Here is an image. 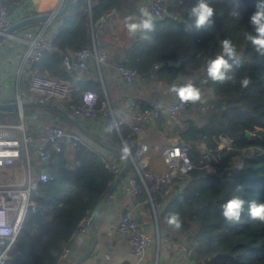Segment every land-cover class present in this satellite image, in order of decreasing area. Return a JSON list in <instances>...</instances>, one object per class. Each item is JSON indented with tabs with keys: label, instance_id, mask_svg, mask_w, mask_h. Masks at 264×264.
<instances>
[{
	"label": "trees",
	"instance_id": "1",
	"mask_svg": "<svg viewBox=\"0 0 264 264\" xmlns=\"http://www.w3.org/2000/svg\"><path fill=\"white\" fill-rule=\"evenodd\" d=\"M25 1L0 0V4L11 20L18 4ZM125 2L76 0L52 36L51 47L43 50L40 60L30 69L70 78L69 73L76 72L63 68L64 55L94 44L108 49L109 37L98 25L102 19L109 18L112 9L124 11ZM206 2L216 9L208 28L186 30L192 23L188 19L189 10L197 0H182L167 6L166 12L175 17L154 18L156 30L151 40L123 34L124 41L130 44L125 47L124 56L117 59V67L134 68L140 75L154 77L167 85L182 77L178 86L192 82L202 91L201 100L191 102L184 124L175 128L179 137L190 145L193 169L185 186L180 191L173 190L161 213V219L175 239L185 241L193 264H264V223L250 220L246 209L236 224L227 223L221 215V205L234 193L247 201L264 202V57L245 39V33L252 31L249 18L262 0ZM234 11L240 16H233ZM50 30L49 25L47 32ZM225 38L236 45L242 61L235 69V83L214 84L207 77L206 65L221 51L219 42ZM169 60L182 61L179 66H160ZM245 75L251 78V83L242 88L239 80ZM82 89H95L97 108L106 100L97 81H83ZM80 90L74 91L70 101L53 100L24 108L23 119L29 133L33 134L28 123L32 114L46 115L55 123L69 122L57 109L70 113L69 105L81 99ZM148 105L142 101L140 106ZM7 114L20 122L17 112H0V118ZM106 116L107 138L97 136L96 139L105 147L117 149L118 152H113L119 157H128V152L133 153L136 148L135 135L128 126L117 129L111 116ZM220 135L231 139V148L220 149ZM238 163H241L240 169L236 166ZM208 165L214 168L212 172L207 169ZM35 167L36 171L45 169L52 179L39 182L32 190L36 209L28 211L5 264H62L61 254L69 247L81 219L88 211L97 210L115 180L102 155L77 141L63 146L59 152L52 151L47 162L37 161ZM128 171H133L131 163ZM238 185L244 187L243 191L237 192ZM174 212L179 213L182 221L179 230L166 223L165 218Z\"/></svg>",
	"mask_w": 264,
	"mask_h": 264
},
{
	"label": "built area",
	"instance_id": "2",
	"mask_svg": "<svg viewBox=\"0 0 264 264\" xmlns=\"http://www.w3.org/2000/svg\"><path fill=\"white\" fill-rule=\"evenodd\" d=\"M181 2L182 0H148V9L157 19L165 15L168 5ZM115 13V9H112L109 15ZM11 22L5 7L0 4V30L10 25ZM47 26L45 25L37 32L28 29L22 36L14 34L12 37L27 44L26 49L18 54L19 73H23L25 70L31 72L28 90L18 89L16 94L20 102L48 104L55 100L62 103V101H70L69 99L72 97L73 87L68 81L58 76L41 74L37 70L30 69L33 63L40 60L43 50L51 47V39L54 34L47 33ZM92 56L95 57L98 65L107 59L106 51L94 44L93 50L91 47H84L71 53L67 52L62 60L63 68L67 72L83 73L88 68L89 59ZM117 72L120 78L128 84L146 79L136 69L123 65L117 67ZM2 91L1 89L0 93ZM98 102L97 93L89 89L83 91L80 101L71 103L69 109L73 115L80 119H90L97 113H106L109 108L107 99L102 102L100 108H97ZM190 105L191 102L181 101L175 93L173 100L168 104L154 99L148 106L130 113H117L114 110H109L115 127L119 129L122 126H128L136 137L134 152H128L134 173L119 183L121 192L127 197L144 190L149 201L156 207H160L162 211L173 190L180 191L185 186L186 178L193 169L189 143L178 136L174 142L164 146L161 150L165 169L162 171L151 169L148 162L150 147L144 139L143 123L148 119H158L165 111L176 128L184 124L186 111ZM219 138L220 149L231 148L232 141L229 137L220 135ZM76 141L100 153L105 165L115 177L118 176L122 170L121 166L107 153L99 150L91 136L80 130H65L54 122L39 134L33 135L26 131V125L21 116L20 122L16 124L0 121V175L22 170L24 176L22 181L14 179L12 182H5L4 178L0 177V264L6 263L28 211L36 209L32 190L39 182L52 179L45 169L33 171V156L39 163H45L49 160L52 151L59 152L63 146H68L71 142ZM30 145H33V152H31ZM236 166L240 169L241 163ZM95 213L96 210L88 211L73 232L74 237L82 235L90 229ZM118 228L128 235L130 254L135 264L142 261L155 242L158 243L159 234L156 235L141 227L131 204L125 205L121 211ZM165 240L171 241L168 237ZM68 254L69 247H66L61 258H66ZM105 257L109 259L110 255L106 253Z\"/></svg>",
	"mask_w": 264,
	"mask_h": 264
},
{
	"label": "crops",
	"instance_id": "3",
	"mask_svg": "<svg viewBox=\"0 0 264 264\" xmlns=\"http://www.w3.org/2000/svg\"><path fill=\"white\" fill-rule=\"evenodd\" d=\"M35 1L37 2L38 7L42 6L43 9L40 11L47 12L55 9L59 0H53L50 2H47L46 0ZM41 1L45 2L40 4ZM27 4L28 0H26L23 4H18L13 17L10 16L11 21H15L26 15L25 7H27ZM126 5L127 0L125 2V8L123 9L124 11L119 12L123 18L127 17L125 13V9L127 7ZM31 13H33V11H31ZM116 15L117 12L110 15L106 20L102 19L101 23L98 25L104 34L107 37H110L106 39V41L109 43L108 49L105 48L107 53L106 61L98 65L95 57L92 56L89 59V65L86 71L83 73L76 72L77 74L69 73L70 78H63L72 85V95L74 91L80 90V85L83 81L91 80L100 83L104 95L106 93L108 97L110 96L113 102L116 104L114 105V107L116 106L114 111L117 113H130L141 109L140 105L142 101L150 103L151 100L159 99L165 104H168L173 100L175 95V92L172 91L173 86H178V82L184 78L181 77L169 85L157 81V79L154 77H146L145 80H138L132 84H128L120 78L117 72V59L124 56L125 47H127L130 42L124 41L125 38H122L121 36H118V40L117 36H115L117 35L115 33L118 31L113 27L116 24ZM62 18L58 20H52L48 24V26H51V30L47 32L48 34L55 35L58 27L61 24ZM40 27H43L42 23H35L18 30L14 34L17 36H22L24 31L28 29L32 32H37ZM111 37H114L115 39L112 41ZM3 44L4 43L2 42L0 45V50L3 48ZM12 46L13 49L11 52V57L15 54V61L13 62L18 63L19 59L18 56L16 57V55L18 51L21 50L20 48L23 46L27 47V44L24 41H18V43H14ZM22 49L24 50V48ZM91 49L93 50V46ZM68 53H71V51H68ZM80 77H83V79L79 80ZM27 90L28 87L24 91ZM84 90H80V94L83 93ZM130 98L132 100L131 102H129ZM11 99H13L11 95L7 96L6 94L4 95L3 92L0 93V100ZM67 114L77 120L81 128L77 127L71 122H61L64 124L65 130L76 129L82 131L83 133H89L97 148L112 157L116 163L121 166V169H123L125 166L124 157H119L113 151L99 143V141L96 139L97 136L102 139L107 138L106 127L108 118L106 115L102 114L96 115L90 119H80L73 115L71 111ZM47 120L53 121L52 118H49L46 115L41 116L39 114H32L28 118V123L31 125L32 132L37 135L46 129L44 122ZM143 130L144 139L147 140V143L150 147V153L148 155L149 167L157 171H162L159 165L154 164V161L156 160L157 156L162 158V148L174 142L179 135L165 111L161 113V116L158 119L146 120L143 123ZM32 162V166L35 167L37 160L34 158ZM133 173L134 168L133 171H128L127 168V173L121 182L126 180L129 175ZM5 182H7V180H5ZM127 204H131L134 207L135 217L140 223L141 227L156 235L159 234L158 243L155 242L153 246H151L142 261H140L138 264H193L189 256L190 251L185 247V243L176 240L172 231L164 223V220L161 219V213L164 209L161 211L160 207H156L154 203L152 204L149 201L146 192L127 197L123 192H121L120 185L117 186L113 195H111L107 200L98 220L95 223L94 230L96 241L92 252L88 254V256L79 264H135L130 254L128 235L118 228L121 211ZM91 227L86 233L76 236L72 239L69 245V254L66 258L62 259V264H73L82 255L89 251L93 244V232ZM166 237L170 238L171 241L167 242L165 240ZM106 253L110 255L109 259L105 257Z\"/></svg>",
	"mask_w": 264,
	"mask_h": 264
},
{
	"label": "clouds",
	"instance_id": "4",
	"mask_svg": "<svg viewBox=\"0 0 264 264\" xmlns=\"http://www.w3.org/2000/svg\"><path fill=\"white\" fill-rule=\"evenodd\" d=\"M216 14L215 7L206 0H197L188 13L191 24L186 30L191 31L208 28L213 23ZM233 16L239 17L238 12H232ZM249 25L252 29L245 33V39L251 44L255 52L264 57V0L256 5V11L249 18ZM124 27L130 38L151 40V34L156 30V22L152 13L147 8L139 10V16L129 15L124 18ZM221 51L214 58L208 60L206 65L207 77L214 84L235 83V69L240 67L242 57L238 53L236 45L230 39H223L219 42ZM240 86L246 88L251 83V78L247 75L239 80ZM178 98L183 102H198L202 98V91L192 82L180 86H173ZM243 186H237V192L243 191ZM247 211V216L252 221L264 223V202L247 201L241 195L234 193L224 204L221 205V215L229 224L239 223L242 214ZM166 223L179 230L182 221L179 213H170L166 218Z\"/></svg>",
	"mask_w": 264,
	"mask_h": 264
},
{
	"label": "rangeland",
	"instance_id": "5",
	"mask_svg": "<svg viewBox=\"0 0 264 264\" xmlns=\"http://www.w3.org/2000/svg\"><path fill=\"white\" fill-rule=\"evenodd\" d=\"M50 1H53V0H49L47 2H50ZM36 4H37V2H36ZM126 6H127L125 9L126 16H129V15L139 16V10L141 8H147L148 9V0H127ZM42 9H43L42 6L38 7L39 11ZM115 21H116V24L113 27L118 30L117 33H115V34H117L115 36H117V38H118V36L122 37L123 34L127 33V31L124 27V18L119 12H117V15L115 16ZM41 28L42 27H40L38 30H40ZM114 39H115L114 37H111L112 41ZM3 43H4L3 48H1V50H0V90L1 89L3 90L2 92L4 93V95L5 94L7 96L11 95L12 98H15L16 94L18 92V89H21V90L27 89L29 78L31 76V72H29L28 70H25V71H23V73H19V63L13 62V61H15V59H14L15 54L11 57V52L13 49L12 45L14 43H18V41L12 37H10V38L8 37L3 41ZM25 47L26 46H23L22 48L25 49ZM22 48H20L21 50L18 51L16 57L18 56V54L21 51H23ZM104 50H106V49L104 48ZM37 72L40 73L39 71H37ZM105 97L108 101L109 108H107L106 113H103V115H110L109 110L110 109L114 110L116 108V106L114 107V105H116V104L113 102V100L111 99L110 96H109L110 98L108 97V95L106 93H105ZM113 99H114V97H113ZM69 100H71V98ZM62 103H63V101H62ZM17 114L19 115V113H17ZM187 114H188V109H187L186 115ZM193 116L195 117V119H198L197 116H195V115H193ZM19 117H20V115H19ZM0 121L5 122V123H10V124H16L19 122V120H15V118L12 117V115H8V114L4 118H0ZM51 123H54V122L47 120L44 122V125H45V127H47ZM58 124L60 126H62L63 128L65 127L63 123H58ZM26 131L29 133V126L28 125H26ZM33 135H34V133H33ZM146 142H147V140H146ZM200 146H201V149H204L202 144H200ZM30 149H31V152L34 151L33 145H30ZM154 164L159 165L161 167V170L165 169V164H164L162 158H160V156L156 157ZM207 169L210 172H212L214 170V168L212 166L207 167ZM33 171L34 172L36 171V167H34V166H33ZM1 175H0V177H3L5 180H7L9 182L14 181V179H18L19 181H22L23 177H24L22 170H18V171L13 172V173L7 172L3 176H1ZM182 238L184 239V237H182Z\"/></svg>",
	"mask_w": 264,
	"mask_h": 264
},
{
	"label": "water",
	"instance_id": "6",
	"mask_svg": "<svg viewBox=\"0 0 264 264\" xmlns=\"http://www.w3.org/2000/svg\"><path fill=\"white\" fill-rule=\"evenodd\" d=\"M75 1L76 0H59L55 9H53L51 11H47V12H42V11L38 10V6H37L35 0H28L27 7H25L26 15L15 20V21H12L10 23V25H8V26H6L0 30V45L6 38L13 37L15 32H17L18 30H20L24 27H27V26L35 24V23H42L43 27H44L45 25H48L52 20H58V19L62 18L63 16H65L70 11V9H71V7ZM31 11H33V13H31ZM166 16L175 17L173 14L166 12L165 15H163L162 17H159L157 19L158 20L164 19ZM178 20L181 21L182 19L178 18ZM181 61L182 60H179V61L169 60L167 62L161 63L160 66H163L165 64L179 66ZM131 101L132 100L130 98L129 102H131ZM38 106H41V104L33 103V102H20V101H18V97H16L15 99H11V100H0V112H3V113L17 112V113H19V115L21 117H23L24 108H26V107H38ZM57 110L64 116V118L66 120L75 124L77 127L81 128V126L79 125L77 120H75L73 117H71L69 114L65 113L64 111H62L60 109H57ZM85 133L87 134V132H85ZM87 135H89V133ZM246 135L249 136L250 133L246 132ZM107 148L110 149L111 151L118 152L117 149H115L113 147H107ZM123 157L125 159V166L120 171L118 176L115 177L114 182L112 183L111 187L109 188V190L105 194L104 198L102 199L100 205L98 206V208L96 210L93 222L91 224V226H92L91 228H92V232H93L92 247L89 249V251H87L84 255H82L73 264H79L93 250V247H94V244L96 241L95 240V230H94L95 223L98 220L100 213H101L103 207L105 206L107 200L109 199V197L111 195H113L115 189L117 188V186L119 185V183L121 182L123 177L126 175L127 168L129 167V164H130L129 158L125 155H123Z\"/></svg>",
	"mask_w": 264,
	"mask_h": 264
},
{
	"label": "bare ground",
	"instance_id": "7",
	"mask_svg": "<svg viewBox=\"0 0 264 264\" xmlns=\"http://www.w3.org/2000/svg\"><path fill=\"white\" fill-rule=\"evenodd\" d=\"M46 1H49V0H46ZM45 1H41L40 4H43Z\"/></svg>",
	"mask_w": 264,
	"mask_h": 264
}]
</instances>
